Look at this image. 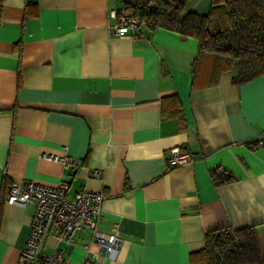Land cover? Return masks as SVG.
I'll list each match as a JSON object with an SVG mask.
<instances>
[{"label":"crops","instance_id":"obj_1","mask_svg":"<svg viewBox=\"0 0 264 264\" xmlns=\"http://www.w3.org/2000/svg\"><path fill=\"white\" fill-rule=\"evenodd\" d=\"M213 1L185 8L207 14ZM122 6L0 0V264H17L26 245L33 204L6 196L12 182L29 180L66 182L69 197L82 188L104 195L96 227L116 230L120 245L93 264H190L206 233L249 226L264 263V143L250 147L264 141V74L214 81L210 55L194 62L195 38L144 23L112 32L110 11ZM173 147L188 150L191 163L170 166ZM212 169L233 179L215 184ZM93 239L88 227L71 243L47 234L42 251L62 248L78 264L98 252Z\"/></svg>","mask_w":264,"mask_h":264},{"label":"trees","instance_id":"obj_2","mask_svg":"<svg viewBox=\"0 0 264 264\" xmlns=\"http://www.w3.org/2000/svg\"><path fill=\"white\" fill-rule=\"evenodd\" d=\"M186 2L122 0L123 7L149 28L173 31L183 39H197L194 62L197 64L204 55H210V78L214 81L225 72H234V84L264 74V0H214L207 14L187 11ZM171 98L177 100L175 96ZM177 108L174 112L179 111ZM211 176L215 184L233 179L225 170L212 169ZM4 185L3 182L1 187ZM4 198L1 194L0 210ZM189 262L264 264L254 226L221 227L206 233L204 247L192 251Z\"/></svg>","mask_w":264,"mask_h":264},{"label":"built area","instance_id":"obj_3","mask_svg":"<svg viewBox=\"0 0 264 264\" xmlns=\"http://www.w3.org/2000/svg\"><path fill=\"white\" fill-rule=\"evenodd\" d=\"M110 16L116 20L110 29L118 35L130 34V30L142 24L123 6L117 10L112 9ZM263 143L264 141L258 138L251 141L250 147L256 150ZM168 152L170 166L192 161L190 152L181 147H173ZM44 156L64 165L78 166L81 164L80 159L68 156L54 154ZM66 189L67 183L63 181L56 185H44L30 180L23 183H11L6 196L7 203L22 206L27 203L33 204L30 233L17 264H70L65 261V250L62 248L48 253L42 251L44 238L50 234L59 241L71 243L76 231L84 227H88L93 232V244L98 248V252H94L89 258L84 257L78 264H93L99 255L108 258L115 257L120 245L117 231L101 233L96 227L104 195L99 191L82 188L69 197L66 195ZM84 249L87 252L89 245H85Z\"/></svg>","mask_w":264,"mask_h":264}]
</instances>
